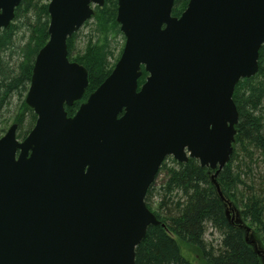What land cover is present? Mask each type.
Wrapping results in <instances>:
<instances>
[{"label": "water", "instance_id": "95a60500", "mask_svg": "<svg viewBox=\"0 0 264 264\" xmlns=\"http://www.w3.org/2000/svg\"><path fill=\"white\" fill-rule=\"evenodd\" d=\"M21 1L0 0V29ZM105 2H49L26 96L35 126L21 140L14 123L0 138V264H136L160 224L145 198L165 158H196L217 183L234 153L233 95L259 71L264 0H189L180 16L175 0H118L123 52L69 116L89 71L69 59L68 38Z\"/></svg>", "mask_w": 264, "mask_h": 264}, {"label": "trees", "instance_id": "16d2710c", "mask_svg": "<svg viewBox=\"0 0 264 264\" xmlns=\"http://www.w3.org/2000/svg\"><path fill=\"white\" fill-rule=\"evenodd\" d=\"M49 2L22 0L14 20L0 29V115L16 99L17 112L12 120L18 124L19 139L28 135L37 119L26 96L37 54L50 37ZM188 3L176 0L173 14L180 16ZM117 11L118 0H106L103 7H95L92 19L98 36L97 40L89 38L84 51L76 52L78 33L68 38L69 59L89 71L84 97L66 106L69 116L105 81L121 56L123 49L112 62L111 37L123 35ZM147 76L143 68L140 86ZM233 98L239 121L230 161L219 171L215 183L216 170L202 166L198 159L180 162L172 156L165 158L145 198L160 224L149 226L136 248V264H264L259 253L264 250V44L259 52V71L240 79ZM241 154L250 162L244 164L249 174L236 164ZM161 173L165 179L158 185ZM243 175L251 177L249 183ZM228 202L238 211L235 219ZM210 229L220 234L218 244L216 239L207 238ZM179 240L194 255L193 260L183 254Z\"/></svg>", "mask_w": 264, "mask_h": 264}, {"label": "rangeland", "instance_id": "374dc122", "mask_svg": "<svg viewBox=\"0 0 264 264\" xmlns=\"http://www.w3.org/2000/svg\"><path fill=\"white\" fill-rule=\"evenodd\" d=\"M95 23L96 22H95L94 19H90L77 32L78 36H77V39H76V52L84 51V48H85L86 43L88 42L89 38L94 37V40H97V36L98 35L94 31ZM125 41H126V39H125L124 34L122 36L119 35L117 38L111 37V45H112V48H113L112 49V52H113L112 62L115 60V58L117 56H119L121 49L124 48ZM16 104H17V102H16V99H15L13 104L8 109H6L2 113V115H0V138L8 131L10 126L12 124H14L12 119H13L15 113L17 112ZM245 158H246L245 155L241 154L240 157L238 158V160L236 161V164L238 163L239 166H242L243 167L242 169L244 171H246V168H245L244 164L250 165L249 160L245 159ZM255 165H257V163ZM255 165L253 166V168L255 169V172H256L258 169L255 168ZM246 172H247V174H249L248 171H246ZM164 179H165V173H161L159 175L158 179H157V184L158 185L161 184L164 181ZM243 179L247 183H249L250 182L249 179H251V177H249V175H243ZM235 216H236V213H235ZM237 221H238V216H237ZM213 231H214L213 229L209 230L207 238L216 239L215 243L218 244L221 236H220V234L218 232H215V231H214V234L211 235L210 233L213 232ZM179 242L181 244L183 254L185 256H187L188 258L193 260L194 259V255L192 253H190L188 249H186L184 242H182L181 240H179Z\"/></svg>", "mask_w": 264, "mask_h": 264}]
</instances>
